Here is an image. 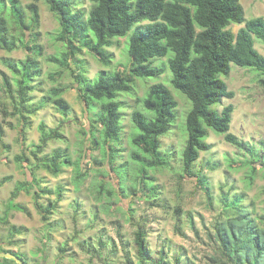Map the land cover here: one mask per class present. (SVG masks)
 Listing matches in <instances>:
<instances>
[{"label": "trees", "instance_id": "obj_1", "mask_svg": "<svg viewBox=\"0 0 264 264\" xmlns=\"http://www.w3.org/2000/svg\"><path fill=\"white\" fill-rule=\"evenodd\" d=\"M26 5L29 18L19 0H0V49L11 53L22 49L26 52L24 60L0 59V64L11 74L2 73L1 88L11 104V111L3 105L5 116L18 117L23 124L28 117L36 115L47 104L52 103L55 110L64 118L68 117L70 106L63 98L65 88L54 87L48 95L39 98L34 104L31 93L36 90L35 80L42 74L38 58L42 56V47L38 44L39 9L37 3L43 2L49 12L58 21L55 41L62 43L66 50L59 56L45 60L68 71L76 84L78 98L85 104L88 112V132L86 143L99 144L93 129L103 128L104 139L109 144L117 141L121 133L120 113L122 107L117 100L121 93L135 97L149 116L138 110L131 113L134 130L131 144L142 154L132 157L139 163L132 190L154 196L156 187L148 183V169L163 168L168 165L161 153V138L168 134L169 126L176 120L177 102L171 91L162 83L148 87L145 97L135 96L133 84L135 78L159 77L165 72V66L154 67L156 59L167 58L171 72L172 87L181 92L191 103L186 115V140L181 151V166L184 175L194 177L196 183L207 192L209 186L201 171L193 172V164L200 154L209 151L205 142L208 131L223 135L224 141L238 149L245 145L229 133L234 108L228 104L219 111L214 107L224 99L234 98L224 81L231 72L232 65L251 69L259 73V84L264 90V57L254 48L255 39L264 43V19L256 17L246 20L239 0H90L87 12L74 10L75 0H30ZM242 25L236 33L228 27ZM126 38V55L129 59L128 73L122 64L112 71H103L95 79L84 75L83 63L77 56L82 50L104 67H109L112 54L108 51L114 43ZM126 48V47H125ZM61 71L53 75L59 76ZM53 75H51L53 77ZM50 76V77H51ZM2 132L0 131V134ZM39 141L33 146L31 155L36 159L28 169L31 181L18 182L7 202L8 211L25 212L14 203L21 192L30 194L41 220L47 222L61 200L62 188L55 190L42 188L41 179L36 176L38 170H44L52 176H59L65 167L75 166L76 178L84 177L81 169L89 165L88 152L85 151L80 163L72 160L67 148L54 149L50 155L38 158L51 141H63L64 135L58 128H47L44 122L38 124ZM89 135V136H88ZM103 149L105 162L116 174V186L122 193L125 183L129 182L124 165L113 166L115 151L111 145ZM9 150V147H4ZM250 160L241 163L248 169L246 179L251 185L256 174L255 164L264 168V155L259 157L250 149ZM21 167L28 157H14ZM8 178L4 180L6 182ZM135 189V190H134ZM56 195V200L48 199L43 205L38 200ZM244 196L222 194L221 219L213 225L210 235L216 247L217 256L211 257L215 264H264V225H260L253 211L242 204ZM6 212V213H7ZM0 223L6 225L7 218L0 217ZM20 230L14 226L8 228L9 245ZM137 256L141 264L149 261L150 254L146 244V233L137 229L134 233ZM1 253L16 255L27 264L22 256L0 246ZM0 264H16L9 259L0 258ZM161 259L157 264L161 263Z\"/></svg>", "mask_w": 264, "mask_h": 264}, {"label": "rangeland", "instance_id": "obj_2", "mask_svg": "<svg viewBox=\"0 0 264 264\" xmlns=\"http://www.w3.org/2000/svg\"><path fill=\"white\" fill-rule=\"evenodd\" d=\"M27 18L26 5L30 0H19ZM245 19L262 17L264 19V0H239ZM39 9L38 44L42 47V56L38 58L42 74L35 80L36 90L31 93L36 103L47 96L54 87L66 89L63 98L68 102V117H62L52 103L36 115L28 117L23 124L17 116H5L3 105L11 111V104L1 88L2 73L11 74L0 64V217L7 218V224L0 223V246L22 256L27 264H141L137 256L134 233L142 229L146 233V244L150 254L146 264H215L211 257L217 256L216 247L210 240L213 225L221 219L222 194L231 199L236 194L244 196L242 204L248 206L260 225H264V168L255 164L256 174L248 185V169L241 163L250 160L251 152L259 157L264 155V90L259 84L258 72L232 65L231 72L224 78L228 89L234 92V98L222 100L214 108L221 110L230 104L234 111L229 133L244 143V149L224 141L223 135L207 129L205 142L209 151L201 153L193 164V172L201 171L208 179L211 202L207 192L202 189L194 177L184 175L180 161L181 151L186 140L185 122L190 110V101L170 83L171 72L167 58L156 59L154 67L165 66V72L159 77L135 78L133 88L135 96L145 97L149 86L162 83L177 102L176 120L169 127L168 134L161 138V153L168 165L158 169H148L147 182L156 187V194L150 196L146 191L132 190L139 163L132 157L138 153L131 144L134 130L131 113L138 110L149 116L134 96L121 93V133L119 139L109 144L103 137V128L93 129L98 140V148L86 143L88 132V112L85 104L78 98L76 84L68 71L49 63L47 57L59 56L65 50L62 43L55 41L59 25L43 2L37 3ZM90 0H75L74 10L87 12ZM242 25L228 27L232 32ZM126 38L118 39L108 49L112 54L109 67L97 62L87 50L77 56L83 63L84 75L95 79L103 71H112L122 64L128 73L129 59L126 55ZM126 47V48H125ZM254 48L264 57V43L255 39ZM26 52L22 49L7 53L0 49V59L24 60ZM61 71L59 76L53 75ZM53 75V77L51 76ZM51 76V77H50ZM44 122L47 128H58L64 135L63 141H51L38 158L48 156L54 149L67 148L73 162L80 163L85 151L88 152L89 165L81 169L84 177L76 178L75 166L65 167L59 176H52L44 170H38L36 176L41 179L40 186L50 190L62 188L61 200L43 222L30 194L21 192L14 200L25 210L8 211L7 202L18 182H30L28 169L36 159L30 154L38 144V124ZM136 131V132H135ZM89 136V135H88ZM87 139V140H86ZM111 145L115 151L113 166L124 165L129 182L121 193L116 186V174L105 162L103 149ZM8 146L9 150L4 147ZM28 157L19 167L14 157ZM8 178L6 182L4 180ZM48 199L56 200V195L41 197L38 201L46 205ZM7 212V213H6ZM14 226L20 230L9 245L8 228ZM1 262V261H0ZM223 264V263H220Z\"/></svg>", "mask_w": 264, "mask_h": 264}, {"label": "water", "instance_id": "obj_3", "mask_svg": "<svg viewBox=\"0 0 264 264\" xmlns=\"http://www.w3.org/2000/svg\"><path fill=\"white\" fill-rule=\"evenodd\" d=\"M0 258L9 259L14 261L16 264H25L23 261H21L16 255L10 254V253H1L0 252Z\"/></svg>", "mask_w": 264, "mask_h": 264}]
</instances>
